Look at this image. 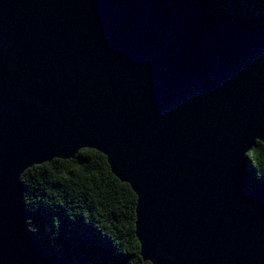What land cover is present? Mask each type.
Listing matches in <instances>:
<instances>
[{"label": "water", "instance_id": "95a60500", "mask_svg": "<svg viewBox=\"0 0 264 264\" xmlns=\"http://www.w3.org/2000/svg\"><path fill=\"white\" fill-rule=\"evenodd\" d=\"M264 23L193 0H0V264H64L20 176L102 152L152 264H264Z\"/></svg>", "mask_w": 264, "mask_h": 264}, {"label": "trees", "instance_id": "16d2710c", "mask_svg": "<svg viewBox=\"0 0 264 264\" xmlns=\"http://www.w3.org/2000/svg\"><path fill=\"white\" fill-rule=\"evenodd\" d=\"M245 23H264V0H193ZM254 187H264V143L246 154ZM32 234L64 264H152L134 233L136 194L111 172L106 156L82 147L20 176Z\"/></svg>", "mask_w": 264, "mask_h": 264}]
</instances>
